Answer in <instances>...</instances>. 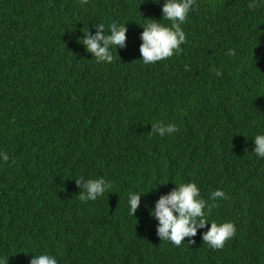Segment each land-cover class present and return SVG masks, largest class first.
Returning <instances> with one entry per match:
<instances>
[{
	"label": "trees",
	"instance_id": "1",
	"mask_svg": "<svg viewBox=\"0 0 264 264\" xmlns=\"http://www.w3.org/2000/svg\"><path fill=\"white\" fill-rule=\"evenodd\" d=\"M162 3L0 0V261L47 251L58 264H264V158L251 152L264 133V0H196L182 51L145 65L139 24L159 20ZM113 21L126 46L96 63L77 37ZM157 122L178 130L160 137ZM79 175L112 192L82 202ZM189 181L206 201L227 194L208 212L235 224L221 249L202 241L207 223L189 245L156 235L147 208ZM132 191H147L134 217Z\"/></svg>",
	"mask_w": 264,
	"mask_h": 264
},
{
	"label": "clouds",
	"instance_id": "2",
	"mask_svg": "<svg viewBox=\"0 0 264 264\" xmlns=\"http://www.w3.org/2000/svg\"><path fill=\"white\" fill-rule=\"evenodd\" d=\"M81 5L87 4L88 0H79ZM153 3H160V0H152ZM196 0H163L161 4V18L170 23L165 25L160 20L147 19L146 23L139 24L142 31L139 34L140 44L138 47L140 60L143 64L149 65L158 61L172 57L182 51L181 45L186 42V34L182 25L188 18L190 11L194 9ZM257 0H249V8H254ZM94 31L82 32V37H77V41L83 46L85 51L94 57L96 63H111L114 60L112 48L126 46L125 23L113 21L105 30L104 23L93 25ZM229 57L235 55L234 49L229 48L226 52ZM219 75V71L216 73ZM178 130L173 123H154L151 125V132L164 137L171 135ZM252 151L257 158H264V133H258L253 138ZM6 153L0 152V160H7ZM76 185L82 190L79 191V199L82 202L95 201L98 197L112 192V183L104 177L86 178L79 175L73 178ZM154 188V187H153ZM147 192V191H146ZM144 191H132L127 197L128 215L134 217L140 207V197L146 193ZM227 194L216 189L211 191L208 201L200 194V189L195 182H182L170 189L167 193L160 194L153 202L151 208H147L150 217L156 220L155 232L160 241L169 242L175 247L185 243H194L198 229L201 232L202 241L211 249H221L225 242L232 239L236 232L235 224L232 221H210L208 212L215 208L219 201L226 200ZM0 264H6L0 261ZM28 264H58L55 255L45 251L40 254H32Z\"/></svg>",
	"mask_w": 264,
	"mask_h": 264
}]
</instances>
